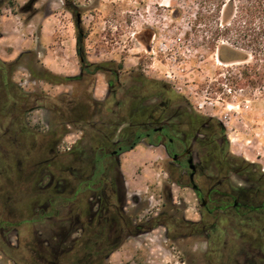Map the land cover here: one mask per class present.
Instances as JSON below:
<instances>
[{
	"label": "flooded vegetation",
	"instance_id": "flooded-vegetation-1",
	"mask_svg": "<svg viewBox=\"0 0 264 264\" xmlns=\"http://www.w3.org/2000/svg\"><path fill=\"white\" fill-rule=\"evenodd\" d=\"M102 1L45 0L64 4L84 49L82 4ZM143 72L123 81L109 68L106 95L95 99L97 121L77 119L72 127L80 135L71 143V133L62 135L63 126L52 120L45 129L32 127L28 115L35 109L10 102L15 82L0 72V258L6 264H106L127 243L161 228L166 242L187 249L205 243L203 253L184 251V264H264V171L234 152L222 123ZM83 108L92 114L89 105ZM140 145L164 154L168 182L195 197V217L170 187L161 207L144 215L148 208L128 190L121 165Z\"/></svg>",
	"mask_w": 264,
	"mask_h": 264
},
{
	"label": "rangeland",
	"instance_id": "rangeland-1",
	"mask_svg": "<svg viewBox=\"0 0 264 264\" xmlns=\"http://www.w3.org/2000/svg\"><path fill=\"white\" fill-rule=\"evenodd\" d=\"M82 7L86 57L92 63H105L106 73L97 74L94 85L53 86L31 82L27 71L19 68L12 76L15 84L35 95L31 103L37 96L47 105L28 115L32 127H47L61 95L87 101L93 94L95 99H103L109 68L119 70L123 81L144 71L170 84L196 111L222 123L234 152L264 171V74L243 75L250 59L231 63L220 60V46L229 47L225 52L228 58L234 57L231 52L235 48L234 35L222 37L218 33L222 29L219 0H104ZM0 33L2 62L16 60L6 52L15 45L16 50L36 51L43 66L55 74H79L78 31L63 3L2 0ZM9 36L13 37L11 42ZM64 127L71 133L66 143L80 135L74 133V127ZM162 157L161 151L144 145L126 153L121 165L128 190L142 196L148 208L144 215H148L161 207L170 187L175 200L186 203L191 208L189 215L195 217L193 193L171 186ZM163 232L161 228L127 243L106 264H184L179 258L184 251L203 253L205 249L202 242L191 243L189 249L184 242H166ZM0 264H6L4 259L0 258Z\"/></svg>",
	"mask_w": 264,
	"mask_h": 264
},
{
	"label": "trees",
	"instance_id": "trees-1",
	"mask_svg": "<svg viewBox=\"0 0 264 264\" xmlns=\"http://www.w3.org/2000/svg\"><path fill=\"white\" fill-rule=\"evenodd\" d=\"M218 2V1H216ZM219 14L221 15V26L218 33L223 36L234 35L235 52H231L234 57H226L225 52L230 49L226 45L219 47V57L224 63L247 62L251 63L244 68L243 75L250 78V73L254 72L257 76L264 74V0H219ZM1 38V33H0ZM237 49V50H236ZM77 52L82 66V72L75 76H65L55 74L45 68L40 60L38 53L33 50L22 52L12 63L2 62L0 59V72L2 75L13 76L19 68H24L29 74L30 81L36 83H47L53 86H75L77 84H91L96 82V75L106 73V64L92 63L85 54L84 42L78 41ZM15 84V83H14ZM16 93L10 98V102L15 107L23 108L28 105L27 112L36 110L38 107L46 108V104L38 103L40 97L31 99L35 95L27 94L16 84ZM59 104L52 108V123L63 126L62 135L68 131L64 126H73L77 119L91 120L97 115V102L93 94L86 100L76 98L74 95L64 94L57 98ZM10 103L9 100L6 101ZM89 105L92 108V114L88 115L83 107Z\"/></svg>",
	"mask_w": 264,
	"mask_h": 264
},
{
	"label": "crops",
	"instance_id": "crops-1",
	"mask_svg": "<svg viewBox=\"0 0 264 264\" xmlns=\"http://www.w3.org/2000/svg\"><path fill=\"white\" fill-rule=\"evenodd\" d=\"M14 39H15V35H13ZM12 36H9L8 38L10 39V42L13 40ZM5 39V38H4ZM12 44H14V42H12ZM10 48V47H9ZM15 45L11 46V49H7V53H9L10 55L14 56L13 58L18 57L22 52H24V50H16L15 49ZM17 59V58H16Z\"/></svg>",
	"mask_w": 264,
	"mask_h": 264
}]
</instances>
